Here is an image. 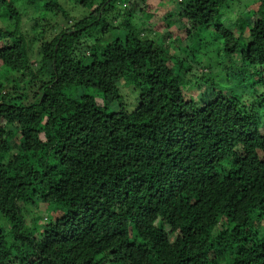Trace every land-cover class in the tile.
I'll use <instances>...</instances> for the list:
<instances>
[{
  "label": "trees",
  "instance_id": "16d2710c",
  "mask_svg": "<svg viewBox=\"0 0 264 264\" xmlns=\"http://www.w3.org/2000/svg\"><path fill=\"white\" fill-rule=\"evenodd\" d=\"M236 1L181 0L176 54L101 44V3L32 62L40 0H0V264H264V0ZM211 36L216 81L190 68Z\"/></svg>",
  "mask_w": 264,
  "mask_h": 264
},
{
  "label": "rangeland",
  "instance_id": "374dc122",
  "mask_svg": "<svg viewBox=\"0 0 264 264\" xmlns=\"http://www.w3.org/2000/svg\"><path fill=\"white\" fill-rule=\"evenodd\" d=\"M180 2L181 0H107L104 3L103 0H89L86 8H82L68 0H40L38 10L33 7H26L20 10L22 14L20 26L26 30L27 37L31 40L28 44L30 59L32 62H38L42 42L51 39L63 30L72 29L74 24H77L90 14H94V10L102 3L101 10L105 9L107 12L104 14L107 25L116 29L106 34L102 38L101 44H108L118 38L124 40L127 34L134 32L138 38L169 47V54H176L179 51H176L175 48L184 51L188 44L184 39L185 33L183 32V39L182 41L180 40L181 35H178L177 31L178 24L174 19L180 13ZM251 4L252 2L249 0L236 1L233 4V12L227 21L234 22L237 17L247 15L248 10H252ZM60 9L64 14H62ZM128 12L132 15L131 19L127 16ZM169 15L173 16L171 20L168 18ZM2 26L0 24V28ZM99 29L102 28L99 27L97 30L99 31ZM97 33H95V36ZM92 38L95 39L94 37ZM207 40L211 41V44L209 42L205 43L199 54L201 65L192 64L190 67L191 73L197 78L205 76L207 80L216 81L226 75L224 68L219 66L215 58L218 40L212 36ZM92 41V39L90 40L86 37V33L80 39L84 48L85 46L87 47L86 42ZM171 42H173V45ZM84 48L77 49L74 53V58L76 56L79 57L83 51L85 54ZM254 76L259 77V72L256 71ZM253 82L252 84H254ZM196 92V88H193V93ZM200 95L198 92L196 96L200 97ZM258 96L259 94L254 95L248 92L243 98V103L248 106L255 105L258 102ZM31 212L27 214V226L30 228L33 225L32 217L35 211L32 210ZM41 216L45 217V213L42 212ZM8 229L9 225L6 220L0 217V230L5 234Z\"/></svg>",
  "mask_w": 264,
  "mask_h": 264
}]
</instances>
